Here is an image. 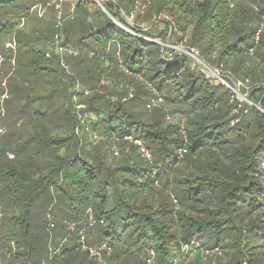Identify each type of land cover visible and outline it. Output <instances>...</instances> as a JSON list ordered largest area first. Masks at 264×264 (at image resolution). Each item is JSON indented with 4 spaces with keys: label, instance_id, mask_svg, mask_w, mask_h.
I'll return each instance as SVG.
<instances>
[{
    "label": "trees",
    "instance_id": "trees-1",
    "mask_svg": "<svg viewBox=\"0 0 264 264\" xmlns=\"http://www.w3.org/2000/svg\"><path fill=\"white\" fill-rule=\"evenodd\" d=\"M115 2L133 33L108 20L76 36L55 18L26 30L27 17L0 13V54L16 40L0 68V264H148L152 252V264H264V113L234 93L247 86L264 111V0ZM48 29L53 47L59 33L79 52L68 69L32 45ZM185 38L223 83L162 44ZM42 196L46 234L32 211ZM82 229L88 246L111 247L101 260L78 244Z\"/></svg>",
    "mask_w": 264,
    "mask_h": 264
},
{
    "label": "rangeland",
    "instance_id": "rangeland-1",
    "mask_svg": "<svg viewBox=\"0 0 264 264\" xmlns=\"http://www.w3.org/2000/svg\"><path fill=\"white\" fill-rule=\"evenodd\" d=\"M54 1L55 0H0V13L2 14L4 20L7 23L13 22L14 18L20 17L21 15H23V17H27L26 21H25V18H23L24 22L21 21V25H20V28L22 27L21 29L24 28L27 30V27L29 26V24H34L35 21H37V19H39L45 23L46 27L44 26L45 27L44 29H47L48 27L50 29V27L54 23V18H55V21L57 22L56 11L54 12L55 14L53 15L52 14V8L49 7V5L52 4ZM116 2H117V0H116ZM120 9L124 10V7L122 6V7H120ZM107 11H108L109 15H113L116 20L125 24L124 21L122 20L121 16L116 14V11L113 8L107 7ZM62 12H63V17L66 19V21H65L66 23H64L65 24L64 30L68 31V29L70 28V29H72V31H74L76 36H77V33L79 31H81V29H82L81 25H83V26L93 25V24L100 23V22L106 23L108 20L112 22V19L110 18V16L104 10L98 8L94 3L81 4L79 7L74 8L73 0H65L63 3ZM73 12L75 14L74 16H72ZM132 16H133V18L131 17L130 19L129 18L128 19L126 18V19L129 20L130 22H132V20L134 21V17L136 15L133 14ZM160 19L161 20H167V21L170 20L167 16H164V15L160 16ZM126 26L130 29V27L128 25H126ZM148 26L149 25L145 24V25H142L141 27L147 28ZM32 27H34V26H32ZM49 29L46 30V32H44V34L40 37L39 41L33 43L32 45L38 47L39 49L44 50L46 58L51 59V58H55V55L53 53L54 52L53 49L55 46L53 47V41H50L48 39ZM103 29H105V26H103ZM171 33L172 32L170 31V35H171ZM64 37H65V35H64ZM14 41L16 42L15 37H13L12 39H8L3 43V46L6 47V43L7 44L11 43V42L13 43ZM62 41H63V38H62ZM155 41H158V40H155ZM185 42H186V38L184 40V44L179 43L177 45H171L170 41H168L166 43H162V44L165 48L170 47L180 54H186L185 52H188V51L186 50V43ZM5 50H7V49L5 48ZM7 51H10V50H7ZM77 53H79V52H77L74 49L68 48V49H65V53H64L63 57H65V60L67 61L68 57L70 58L72 56L71 54L77 55ZM196 53L199 56V52H196ZM9 55L11 56V53ZM67 62L69 65V60ZM200 65L203 66V69L205 71L203 69L202 70L206 73V75L208 77L218 79V80L222 81V83L224 82L219 71L209 69L203 62ZM66 67H67L66 69H68L67 65H66ZM216 76H218V77H216ZM219 76L221 78H219ZM241 88L248 89V87L243 85V84L242 85L240 83L237 84L236 89H234V93L236 95L237 100L240 103H249L253 107H255L257 110H260L264 113L260 104L259 105L257 104L255 106L254 105L255 103L249 102V96L247 94L246 95L242 94L240 92ZM157 106H155V107H157ZM79 109L82 110V106H81V108L79 107ZM89 138L97 141V136L93 137L92 134H90V133H89ZM120 153H121V150H119V155L117 158H120ZM51 207H53V203H51L49 197L46 198L45 196L37 198L34 201L33 206H32V211L36 215L38 225H39L38 231H43V234H44V231L46 230L45 225L48 222V217L51 214H52V216H54L53 215L54 212L50 214V212L47 210V209H50ZM48 214H50V215H48ZM55 218H57V217H55ZM54 222H56L55 219H54ZM42 226H43V229H42ZM51 228H53V227H51ZM50 231L51 230H49V232ZM45 234H46V231H45ZM47 235H48V231H47ZM70 241L72 242L73 239Z\"/></svg>",
    "mask_w": 264,
    "mask_h": 264
},
{
    "label": "built area",
    "instance_id": "built-area-1",
    "mask_svg": "<svg viewBox=\"0 0 264 264\" xmlns=\"http://www.w3.org/2000/svg\"><path fill=\"white\" fill-rule=\"evenodd\" d=\"M65 0H55L52 4H50L49 6L53 5L55 7V11H56V18H57V24H56V28L58 29H62L63 28V25L66 21V19L63 17V12H62V8H63V3H64ZM74 2V8L76 7V5L78 3H94L98 8L104 10L107 14V5L110 4V0H73ZM116 3V2H115ZM122 13V16L126 19H130L131 17L133 18V16L131 17H127L123 11H121ZM74 12L72 13V16H74ZM109 15V14H108ZM110 16V15H109ZM111 19L123 30L127 31V32H130V33H133L128 27H125L123 26L121 23H119L117 20L113 19L111 17ZM126 19V20H127ZM22 21L24 22V19H22ZM127 23L130 25V26H134L135 25V20L132 22H130L129 20H127ZM62 36L61 34H56L55 38H54V53L55 54H58L61 56L62 59V65L66 67L65 65V62H64V53H65V48L62 47ZM7 50H10L11 52H13V55L10 59L6 58L5 55L3 54H0V68H2V65H4V63L6 61H10L12 64L15 63V54H16V42L14 41L13 43H6V47H5ZM197 51L193 50L192 53H188V52H185L187 55L191 56L197 63L199 64H202V61L199 60V56L198 54L196 53ZM67 68V67H66ZM5 86V84L3 85ZM9 98V95H8V92L6 91L2 97H1V101L0 102H3L5 99H8ZM163 102V98L161 96H157L155 97L152 102L148 105V108L151 109L152 107H155L157 105H159L160 103ZM81 108V107H80ZM6 134V129L4 127H1L0 126V138H2L4 135ZM137 144H139L140 146H142V144L139 142V141H135ZM114 150V153L116 156L119 155V149L115 146L113 148ZM142 153L143 155L147 158V159H151V154L149 153V151L147 149H145L143 146H142ZM185 152V150L181 151L180 153V156H182V154ZM10 158L13 159L14 156L13 155H10ZM3 214H2V211H1V208H0V229H1V218H2ZM88 221H89V225L91 227H94L96 224H97V220L95 218V216L93 215V213L90 211L89 212V216H88ZM101 223H104V221H101ZM54 225H51V227H53ZM72 229L75 228V224H73L71 226ZM86 236H87V231L86 229H82L81 232H80V235H79V240H78V244L82 247V250L83 251H86V252H89L90 256L93 257V258H97L99 260L102 259V255H103V252L105 251H110L111 250V247L106 244V243H103L99 246H96V247H90L88 246L87 242H86ZM16 253V246L14 243H12L11 245V251H5V254L7 255V257H11V255L15 254ZM154 258H155V254L152 252L151 253V257L150 259L148 260V264H151L153 261H154Z\"/></svg>",
    "mask_w": 264,
    "mask_h": 264
},
{
    "label": "water",
    "instance_id": "water-1",
    "mask_svg": "<svg viewBox=\"0 0 264 264\" xmlns=\"http://www.w3.org/2000/svg\"><path fill=\"white\" fill-rule=\"evenodd\" d=\"M196 64H198L197 62H196ZM199 66H201L200 64H198ZM202 68H203V66H201ZM204 70V69H203ZM205 71V70H204ZM216 77H218V76H216ZM219 78H221L220 76H219Z\"/></svg>",
    "mask_w": 264,
    "mask_h": 264
}]
</instances>
